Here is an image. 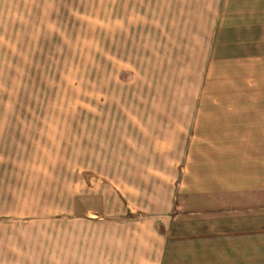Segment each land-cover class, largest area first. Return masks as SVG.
Here are the masks:
<instances>
[{
    "label": "rangeland",
    "instance_id": "obj_1",
    "mask_svg": "<svg viewBox=\"0 0 264 264\" xmlns=\"http://www.w3.org/2000/svg\"><path fill=\"white\" fill-rule=\"evenodd\" d=\"M157 13V0H0V264H109L88 234L146 214L158 174L182 170L167 121L227 86L164 66Z\"/></svg>",
    "mask_w": 264,
    "mask_h": 264
},
{
    "label": "crops",
    "instance_id": "obj_2",
    "mask_svg": "<svg viewBox=\"0 0 264 264\" xmlns=\"http://www.w3.org/2000/svg\"><path fill=\"white\" fill-rule=\"evenodd\" d=\"M157 10L164 66L207 69L227 89L196 94L200 108L167 121L168 162L182 170L158 174L163 194L146 214L87 232L91 251L109 264H264V0H157Z\"/></svg>",
    "mask_w": 264,
    "mask_h": 264
}]
</instances>
